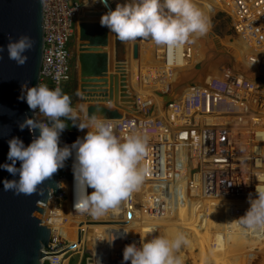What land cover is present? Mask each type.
I'll use <instances>...</instances> for the list:
<instances>
[{"label": "built area", "instance_id": "2783aa9c", "mask_svg": "<svg viewBox=\"0 0 264 264\" xmlns=\"http://www.w3.org/2000/svg\"><path fill=\"white\" fill-rule=\"evenodd\" d=\"M126 2L108 0L113 8L118 3ZM194 2L197 5L201 3L200 0ZM210 3L216 6L211 11L219 12L222 8L228 12L231 28L241 41L248 43L247 50L264 51V0H210ZM83 6L82 0H42L43 51L39 85L62 89L68 82L70 42L76 34ZM196 41L184 46L178 64L174 61V52L157 47L150 40L144 42L143 47L146 46V49L141 48L142 39L124 43L129 60H133L130 51L133 52L134 44L138 45L137 52L149 51L142 53L149 54V60L141 59L142 55L138 54L134 58L135 74L130 73L129 80L133 83L130 85L131 97L136 110L127 109L121 119L108 120L115 123L118 137L123 138L133 130L147 137L148 155L143 164L150 168V173L142 186L147 185L149 188L145 206L149 210V219L159 227L162 226L165 212L168 213L165 207L171 208L173 214L178 212V199L183 194L188 198L203 199L207 213L222 201H232L224 204L225 207L230 212L239 211L237 216L241 217L244 212L242 208L246 207V212L250 207V197L256 198L257 185L264 186V54L256 59V71L252 77L232 69H215L204 88L196 86L177 95L175 89L168 90L165 87L168 86V80L156 87L158 81L167 76L170 78L168 70L182 71L187 66L194 69L197 64H201L193 61L197 51L203 48L201 43L204 40L199 38ZM174 79L172 83L181 84L180 80ZM166 96L170 100L163 102ZM156 100L160 101V110ZM36 111L39 112L38 109ZM77 133L81 134L79 129L63 131L59 146H71L78 137L70 140L69 136ZM74 159L73 151L68 159L69 180L64 177L65 166L60 169L63 170L61 175L58 171L56 208L46 207L44 211L42 224L50 227L51 234L43 264H68L70 258L85 245L86 231L83 224H95L103 217L93 218L81 214L70 206L71 203L67 208L71 196L63 182L73 179ZM184 164L188 174L182 189L178 188L177 180L169 172L175 170L176 174L180 173L179 167ZM142 186L116 212L104 215L105 224L113 231L111 240L115 238L106 245L110 248L109 255L113 257L116 252H120L122 262L123 250L116 248L114 243H122L124 233L122 230L116 232L113 228L129 227L139 218L137 204ZM92 191L88 189L89 194Z\"/></svg>", "mask_w": 264, "mask_h": 264}, {"label": "clouds", "instance_id": "9594fccd", "mask_svg": "<svg viewBox=\"0 0 264 264\" xmlns=\"http://www.w3.org/2000/svg\"><path fill=\"white\" fill-rule=\"evenodd\" d=\"M96 2L105 7L108 5V0H93ZM100 24L122 43L150 40L157 47L174 52L177 57L186 44L195 43L211 29L210 18L194 0H127L103 14ZM8 40L9 59L18 66L25 65L28 57L24 53L33 49L35 41L28 35H21L15 41L9 35ZM3 51L4 47L0 46V53ZM21 88L23 95L20 98L26 100L31 110L38 109L48 123L27 118L19 124L21 131L24 128L33 133L39 130V135L27 147L16 137L8 142L7 158L11 163L0 165V168L13 176L18 174L19 179H5L4 191H12L14 195L36 193L39 185L65 166L74 151V209L93 218L116 212L132 193L141 188L150 173V168L143 164L148 155L146 135L133 130L123 138L118 137L115 123L94 112L86 122L72 123L81 131L87 129L86 135L77 138L71 146L61 148L60 135L68 127L64 120H78L70 96L60 87H28L25 82ZM17 161L20 162L19 168L16 167ZM89 188L93 189L90 194ZM256 194V198L250 197V207L238 218V224L245 230L264 232V186L257 185ZM114 239L107 241L112 243ZM190 243L188 237L179 231L172 238L157 236L142 241L140 247L134 243L127 245L123 250V262L183 264L178 253Z\"/></svg>", "mask_w": 264, "mask_h": 264}, {"label": "water", "instance_id": "95a60500", "mask_svg": "<svg viewBox=\"0 0 264 264\" xmlns=\"http://www.w3.org/2000/svg\"><path fill=\"white\" fill-rule=\"evenodd\" d=\"M109 10L114 9L108 4L105 11ZM103 14L86 12L78 19L75 55L78 98L71 106L76 114L80 111L82 116L76 122H86L94 112L103 119L115 120L121 119L127 109L136 110L126 88L124 45L107 27L101 26ZM9 35L14 41L21 35H28L35 41L33 49L24 53L28 60L23 66H18L8 57ZM0 46L4 47L0 53V165H3L11 163L7 154L8 142L12 138H19L27 147L39 135V130L33 133L24 128L21 131L19 124L27 118L37 120V111L31 110L26 100L20 97L23 95V83L34 87L40 82L42 0H0ZM110 52L113 56L111 66ZM133 58H137V45L133 46ZM194 80L195 77L184 80L181 86L195 87ZM165 99L169 101V97ZM87 131L80 130L84 136ZM16 167H20L19 161ZM5 179L18 180L19 175L13 176L0 168V264H43L51 230L42 221L45 208L55 209L57 206L59 174L55 173L39 185L32 195H14L12 191H4ZM90 261L87 260V264H91Z\"/></svg>", "mask_w": 264, "mask_h": 264}, {"label": "rangeland", "instance_id": "374dc122", "mask_svg": "<svg viewBox=\"0 0 264 264\" xmlns=\"http://www.w3.org/2000/svg\"><path fill=\"white\" fill-rule=\"evenodd\" d=\"M92 1L93 0H82L84 6L79 18L84 16L86 12L92 13L95 11L97 12L99 11V12H104V14L106 13L104 5L95 6L91 3ZM200 1L201 3L198 4L197 6L200 7L206 13V15L210 18L211 21L210 31L206 36L200 38L204 40L201 43V46L203 48L200 49L201 52L204 54V59L197 60L195 63L201 62V64H197L194 69L192 68V66H190L189 68H186L187 70L186 72H184L185 74L179 73L184 75L182 76V79L180 78V82L182 83L187 81L188 78L195 77V80L193 82V84L195 85L196 83H199L200 74L198 73H201V71H203V73L208 74V77H204L205 79L203 78V81L207 83L209 76L212 73V70L214 71L215 69H225V70L232 69L235 72H240L248 77H252L256 71V66H255L256 59L259 58L262 54H264V51L262 50L260 52V49L251 50V48H248L247 50L246 48L248 43L247 42H246L247 44L244 43V41H241L240 37L234 34V31L231 28V22L228 12H226L222 8H220L219 12H215V11L213 12L211 10H215L216 7L214 3L213 4L210 3V0H200ZM218 9L219 8H217V10ZM208 38H211L210 39L211 42L208 40ZM76 44H77V35L75 34L70 42L71 59H70L68 83H70L71 85L74 84L76 86L77 98H78V87H77L78 70L75 61V55L77 50ZM142 53H149V51L142 50ZM132 54L133 52L131 53V56ZM212 57L217 58V61L214 62V60H211ZM143 58L145 60H149V54L142 55L141 59ZM128 60L129 59L127 58V62L124 65L126 71V84H127L126 88L128 94L132 95V91L130 87L131 83L129 84L130 67ZM131 61L134 63L136 60H134L133 58V60ZM212 63L213 66L209 67ZM132 67H133L132 70L134 71L133 73L135 74L136 65L133 64ZM188 69H192L193 71H195L198 76H192L193 74V72H191L192 70L188 71ZM166 78L167 79H165L163 83H165L169 79V76H167ZM178 78L179 77L175 78L174 80L179 81L177 80ZM175 83L176 82L174 81L173 84ZM179 86L181 87V84L177 85V88ZM202 87L200 86L199 88ZM166 88L168 90L169 88L172 90L170 86ZM187 91H188L187 89L185 90L181 89V94ZM166 99L163 98L162 101L163 100L166 101ZM75 103L73 105H75ZM78 133L76 135L70 134L69 137L74 136L76 138L77 137L82 138L81 136L82 134L79 135ZM62 173L63 170H59V174L61 175ZM64 177L67 180L70 179L68 160L67 163H65ZM186 180L187 177H184L183 179L181 180L179 179L178 181L180 182V184H183ZM63 183L64 185L66 184V182ZM146 190L148 191L149 188L147 187ZM179 201L180 202L178 203L180 205L186 203L188 207L187 212H191V213H189L187 217L179 209L177 214L176 213L172 214L174 217L173 219H171L170 217L171 212H168L169 214L165 212L161 227H159L158 224L152 223L150 221L149 212H147L148 214H139V218L137 217V219L132 222V224L134 223V225H132L131 228L136 229L137 239L139 240L140 243H142V241L145 242L147 237L150 235L153 236L158 235L160 232L164 230V228L169 226L172 228L174 233L177 230H181L186 233H194L197 236L203 237L202 243L208 240L216 249V252L213 254L211 258L212 264H264V232H253L241 228L238 224L239 217L237 216V213L239 211L230 212L229 209H227L224 205L232 201L224 202L223 205L222 204L216 205V208H214L213 210L212 209L209 210V213L206 212L204 206L200 207L202 204L205 203L203 199L198 204H194L193 201H186V202L182 200ZM73 205L74 203L72 204V206ZM167 208L168 207H165V209ZM194 208L196 209L199 208L201 210L198 209L197 210L198 213H195ZM243 210H246V208H244ZM245 213H246L245 211L242 212L241 216H243ZM84 225L85 224H83V226ZM91 230L92 227L88 228V232H90ZM87 233L84 237L86 244L83 245V247L78 253L74 254L72 258H70L68 264H81L82 262L87 264V259L88 261L91 260L89 263H92V260H94L92 256L93 253L90 244L88 241H86ZM114 244L116 248L120 246L118 242ZM119 254L120 252H116L114 254L112 264H122L121 256ZM191 255L195 258L198 257L199 255L198 248H194ZM107 262L108 261L105 257L104 259H99L98 264H107ZM123 264L126 263L124 262Z\"/></svg>", "mask_w": 264, "mask_h": 264}, {"label": "trees", "instance_id": "16d2710c", "mask_svg": "<svg viewBox=\"0 0 264 264\" xmlns=\"http://www.w3.org/2000/svg\"><path fill=\"white\" fill-rule=\"evenodd\" d=\"M62 92L64 94H67L70 96L71 105H73L76 102L77 89H76V86L74 84L71 85L70 83L67 82L62 88ZM36 117L39 121H43V122L48 123L47 119L44 116H42L39 112L36 113ZM64 122L68 126L64 131H77L78 128L72 125V123L76 122V121L64 120ZM69 139L74 140L75 138L73 136V137H69ZM146 194H147V196L149 194L147 190H146ZM147 199L148 198H146V201H147ZM235 202H238V201H235ZM241 203H246V202L242 201ZM220 204L223 205L224 202L222 201V202H220ZM243 205L244 204H241L240 206H243ZM145 206H146V202H145ZM145 206L143 209V203L142 202H139L137 204V207L140 209L139 214H148L147 213V212H149L148 208ZM242 209H244V208H242ZM104 225H106L105 222H104ZM110 230L111 229H98V228L92 227V230L87 233L86 241H88L90 244V247H91L92 253H93L92 256L94 258V260H92V264H98L99 259H104L105 257H107L106 258L108 261L107 264L113 263L112 254H111V257L109 255L110 248L108 249V246H106L109 243V241H107V240H111V238H113V236H114L112 233L113 231H110ZM114 230H116V232L118 230H122V232L124 233V234H122V237L124 238V240L122 243H119V245H120L119 248L121 250H124V248L127 245L133 244V243L137 247H140L142 245V243H140L139 240L137 239V233H136L135 228L130 229L128 227L127 229H114ZM178 231L183 232L181 230H177L174 233L172 228L168 226L161 233H159L157 236L172 238L175 236V234ZM183 233L191 241L189 246L182 248L180 250V252L178 253V255L180 256V258L183 261V264H212L211 258L213 256V254L216 252V249L214 248V246L208 240H206L202 243L203 237L197 236L194 233H186V232H183ZM153 238H155V237L153 235H150L147 237L145 242H147ZM85 244H86V242H85ZM194 248H198V250H199V255L196 258L191 255ZM126 263L131 264V261H127ZM81 264H85V263L82 262Z\"/></svg>", "mask_w": 264, "mask_h": 264}, {"label": "bare ground", "instance_id": "6f19581e", "mask_svg": "<svg viewBox=\"0 0 264 264\" xmlns=\"http://www.w3.org/2000/svg\"><path fill=\"white\" fill-rule=\"evenodd\" d=\"M145 41H147V40H143L142 39V42H141V48L145 45ZM135 45V44H134ZM133 45V46H134ZM147 46H148V44H146ZM129 47H131V46H129ZM141 48L139 49V50H141ZM147 47L145 46V47H143V49H146ZM132 51H133V49H132ZM132 52L130 51V54H131ZM142 55V53H141V51H139V52H137V55ZM182 51H181V53H180V55L177 57L176 55H174V61L178 64L180 61H181V58H182ZM132 58H133V54H132ZM220 60V59H219ZM218 60V61H219ZM129 61V67H130V73H133L132 71H131V67L133 66V62L131 61V60H128ZM216 61H217V59H216ZM206 68V67H205ZM192 70V69H191ZM168 71H170V70H168ZM172 71V70H171ZM170 71V72H171ZM191 72H193V74H192V76H198L197 74H196V72L195 71H191ZM196 74V75H195ZM198 74H200L199 75V77H200V79H199V83H196L195 85H193V86H198V87H202L203 86V88L205 87V84H206V82H204L203 81V78L204 77H208V74L207 73H203V71H201V73H198ZM165 79H167L166 77L164 78V79H162L161 81H158L157 82V84H159L160 82H164L165 81ZM189 79V78H188ZM205 79V78H204ZM131 84H133L132 82H130ZM156 84V85H157ZM191 88H193V87H188V88H185V89H189V90H191ZM175 89V90H174ZM181 89H183L184 90V87L183 86H179L178 88H177V85L175 86V87H173L172 88V90H174L176 93H178L177 95H180V92H181ZM186 166V164H184V165H181L180 167H179V169H181V172L180 173H178V174H176L175 173V170H172V171H170L169 173H171L173 176H174V178L177 180V183H178V188H181L182 187V189H183V187H184V185H185V182L183 183V184H180V182L178 181L179 179L181 180V179H183L184 177H187V174H188V171L186 170V168H184ZM183 168L185 169V171L183 170ZM177 170V169H176ZM63 185H64V183H63ZM148 186L147 185H143L142 186V193H141V197H140V200H139V202H142L143 203V209H144V206H145V202H146V197H147V194H146V188H147ZM64 188L66 189V191H67V193L69 194V196H71L70 197V200H68V202H67V204H66V206H67V208L69 207V205H70V203H71V205L70 206H72V204L74 203V199H75V195H74V175H73V179H72V181H70V182H67L65 185H64ZM199 194H200V192H199ZM179 200H182V201H193V203L194 204H198L200 201H202V199L201 198H188L187 197V195H185V194H183V196H181L179 199H178V202H180ZM205 205V203L204 204H202L200 207H202V206H204ZM199 207V208H200ZM198 208V209H199ZM179 209L183 212V214L184 215H189V213H191V212H187V209H188V207H187V205H186V203H183V205H180L179 204ZM195 210V213H198L197 212V210L198 209H196V208H194ZM167 212H171V215H170V217L172 218V214H173V211H172V209L171 208H167V209H165ZM199 210H201V209H199ZM193 211V212H194ZM200 212V211H199ZM176 214L178 213V212H175ZM191 216V215H190ZM174 217V216H173ZM188 217V216H187ZM137 219V218H136ZM135 219V220H136ZM105 220H106V218H105V216H103L102 217V220L100 221V220H98V222L96 223L95 222V224H88V225H84L83 226V229L86 231V233L88 232V228H91V227H93V228H98V229H112V228H110V226H107V225H104V222H105ZM77 221H75V223H76ZM132 225H134V223L132 224V223H130L129 224V228H131V226ZM147 225H148V223H147ZM120 228V227H119ZM119 228H113V229H119ZM128 227H122V229H127ZM165 229V228H164ZM161 233V232H160Z\"/></svg>", "mask_w": 264, "mask_h": 264}, {"label": "crops", "instance_id": "0c3cea01", "mask_svg": "<svg viewBox=\"0 0 264 264\" xmlns=\"http://www.w3.org/2000/svg\"><path fill=\"white\" fill-rule=\"evenodd\" d=\"M211 38H208V40L211 42V40H210ZM197 42V41H196ZM124 56H125V59H126V61H127V53L125 52V48H124ZM112 59H113V56H112V53L110 52V54H109V61H110V66H111V61H112ZM200 59H204V54L201 52V51H197V53H196V56H195V59H194V61H193V63H195L197 60H200ZM216 59L217 58H214V57H212L211 58V60H214V62L216 61ZM211 66H213V63L209 66V67H211ZM190 66H187V68H189ZM133 67H131V71L133 72ZM186 68H184V69H182V71L181 70H176V71H174L173 72V70L170 72L172 75L170 76V78L168 79V86H166V87H171V88H173V87H175L176 85L175 84H173L172 83V80L174 79V78H177V77H179L177 80H180V78L182 79V76H184V75H182V74H179V71H180V73H184V72H186ZM189 70H191V69H188V71ZM185 74V73H184ZM184 78V77H183ZM163 83V82H162ZM165 83H163V85H164ZM158 86H161V84L159 83V84H157V86L156 87H158ZM152 87V86H151ZM203 88V87H202ZM185 90V89H184ZM189 90V89H188ZM180 94H181V92H180ZM156 102H157V105H158V108H159V110H160V101L159 100H156ZM76 104V103H75ZM77 112V114H76V116L78 117V119H81V116H82V113H80V111H76ZM84 134H82L81 136H83Z\"/></svg>", "mask_w": 264, "mask_h": 264}]
</instances>
